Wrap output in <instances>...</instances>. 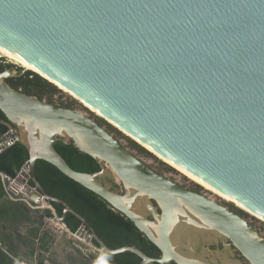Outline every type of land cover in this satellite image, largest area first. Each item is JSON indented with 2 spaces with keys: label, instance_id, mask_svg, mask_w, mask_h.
<instances>
[{
  "label": "water",
  "instance_id": "water-1",
  "mask_svg": "<svg viewBox=\"0 0 264 264\" xmlns=\"http://www.w3.org/2000/svg\"><path fill=\"white\" fill-rule=\"evenodd\" d=\"M0 47L264 221V0H0ZM20 74L0 73V123L28 150L33 199L62 205L59 222L72 213L106 256L130 251L141 264H217L189 243L204 233L229 239L249 264H264V236L247 220L157 173L96 119L5 81ZM57 140L72 141L100 170L72 169ZM37 159L123 214L160 256L107 247L84 217L46 193L34 175ZM108 167L120 190L103 180ZM31 214L41 227L38 253L45 230L59 233Z\"/></svg>",
  "mask_w": 264,
  "mask_h": 264
},
{
  "label": "trees",
  "instance_id": "trees-1",
  "mask_svg": "<svg viewBox=\"0 0 264 264\" xmlns=\"http://www.w3.org/2000/svg\"><path fill=\"white\" fill-rule=\"evenodd\" d=\"M2 68L0 67V70ZM6 82L25 94L37 96L49 103H52L53 96L61 91L56 85L30 70H26L18 77H10ZM0 119L6 120L1 110ZM95 119L103 126L106 123L100 118ZM107 126V130L111 132L108 128L112 126L108 123ZM8 131L7 126L0 123V137ZM129 144L138 151L150 153L131 139ZM54 148L75 171L93 173L100 170L98 162L90 155L81 152L72 141L57 140L54 143ZM28 160L27 148L22 143L15 141L0 153V172L15 177L28 163ZM34 175L47 194L65 201L74 211L84 217L97 236L110 249L128 245L137 247L151 258L160 256L159 249L136 228L133 222L114 210L97 194L64 175L51 163L37 159L34 163ZM29 183L33 185L31 181ZM110 184L112 190H118L117 183L110 181ZM49 204L57 217L63 216V207L60 203L49 202ZM31 211L32 209L26 203L9 199L5 195L0 180V264H43L47 260L43 254L49 253L52 236L47 230L43 232L37 253V239L41 227L38 220L32 216ZM33 211L41 219L53 215L50 209ZM63 223L72 233L77 232L82 226V222L70 212L65 213ZM91 243L99 247L92 239ZM107 262L108 264H141L142 260L133 252L123 251L107 256ZM80 264L101 263L97 257H91L88 262Z\"/></svg>",
  "mask_w": 264,
  "mask_h": 264
},
{
  "label": "rangeland",
  "instance_id": "rangeland-1",
  "mask_svg": "<svg viewBox=\"0 0 264 264\" xmlns=\"http://www.w3.org/2000/svg\"><path fill=\"white\" fill-rule=\"evenodd\" d=\"M0 60H1L0 64L10 65L14 72H16L18 69L22 70L23 72L26 71V69L22 68L20 65L16 64L14 61H12L11 59L2 55L1 53H0ZM57 88L60 89L61 91L53 96V102L52 103H57V104L68 106V107L73 108V109H75V110H77L83 114H86V115H88L94 119L100 118L95 111H93L89 106H87V104H85L84 102H82L81 100H79L78 98L73 96L72 94L66 92L65 90H63L61 88H59L58 86H57ZM44 101H46V100L44 99ZM104 123H105L104 127L107 129V127H108L107 123L108 122L104 120ZM108 129H110L111 133L121 143H123L125 146H127L139 159H141L143 162H145L147 165H149L155 171L160 172V174L166 176L167 178H170L171 180H173V181H175L181 185L198 187L202 193H204L206 196L210 197L211 199L215 200L216 202H220V203L224 202V203H227L228 205L232 206L233 208L237 209V206L234 205L232 202L223 200L220 197L216 196L213 192L206 190L204 187H202L201 185H198L192 179L184 176L178 170H176L175 168H173L172 166H170L169 164H167L166 162H164L163 160L158 158L155 154H153L151 152L150 153H144V152H141V151H138V150L132 148L129 144L131 138L127 134H125V132L123 133L122 131H119L118 129H116L113 126L111 128H108ZM104 176H105V178H108L109 180H111L114 183H117L119 185L117 178L115 177L114 173L110 170L109 167L106 169ZM107 185L109 186L110 184H108V182H107ZM120 189H121V187L119 185L118 190H120ZM240 211L244 214V217L250 223H252L258 230L261 231V234L264 236V221L255 217L252 214H248V212H246V211H243V210H240ZM144 213H146V212L144 211ZM205 234L206 233H204V235ZM195 236H196L195 234H192L190 236L189 243H190L191 247L193 248L195 254H197L201 257H205L203 250H200L198 252L197 249L195 248V246L197 244V238H195ZM81 246L83 248H87V246L83 245L82 243H81ZM225 260L232 262L226 257H225L224 261ZM245 261L246 260H242V261H240V263L244 262L246 264Z\"/></svg>",
  "mask_w": 264,
  "mask_h": 264
},
{
  "label": "built area",
  "instance_id": "built-area-1",
  "mask_svg": "<svg viewBox=\"0 0 264 264\" xmlns=\"http://www.w3.org/2000/svg\"><path fill=\"white\" fill-rule=\"evenodd\" d=\"M16 141L13 133L10 131L4 133L0 137V153L8 146L12 145ZM29 166L28 163L23 166V168L17 173L15 177H10L2 172H0V180L2 182L5 195L14 201H22L26 203L32 210H44L50 209L53 213L51 217L45 218V221H49V225L58 233L65 234L83 245L87 246L88 252L103 256L104 252L99 248L94 246L91 243V238L87 234V231L84 227H80L77 232L72 233L68 230L66 225L63 222L58 221V217L55 215L51 205L44 201L43 196L36 201L32 196L38 191L33 185H31L30 178L28 175ZM54 218V219H52Z\"/></svg>",
  "mask_w": 264,
  "mask_h": 264
},
{
  "label": "flooded vegetation",
  "instance_id": "flooded-vegetation-1",
  "mask_svg": "<svg viewBox=\"0 0 264 264\" xmlns=\"http://www.w3.org/2000/svg\"><path fill=\"white\" fill-rule=\"evenodd\" d=\"M0 63H1V60H0ZM0 67H3L2 70H0V73L6 69L11 68L10 65H6V64L5 65L0 64ZM18 70H20V69H18ZM22 74H24L23 71H22ZM22 74H20V75H22ZM20 75H18V76H20ZM18 76L10 75L9 77H7L5 79V81L10 77H18ZM156 172L160 174V172H158V171H156ZM103 180L106 183L108 182V184H110L111 180H109L108 178L103 177ZM109 186L111 187V184ZM182 186H184L185 188H187L193 192L199 193L201 195H205L204 193H202L200 191V189L198 187L185 186V185H182ZM217 203L223 205L224 207H227V208L233 210L234 212L239 214L241 217H243L245 220H247L244 217V214L239 209L233 208L232 206H230L224 202H221V203L217 202ZM147 215L150 217L149 214H147ZM250 224L257 231H259L261 233V231L258 230L252 223H250ZM195 235H196L195 238H197V244H196L195 248L197 249L198 252L200 250H203V253L205 254L204 255L205 257H203L204 260L211 262V263H217L218 264V263L226 262V260L224 261V259L226 257L235 264H245L244 262L240 263V261L246 260V259L244 257H242V255L239 253V251L235 247H233V245L231 244L229 239H227L225 237H224V239H220L217 236H215L213 233H206L205 235L203 234L204 236L200 235V234H195ZM245 262H246V264H249L247 260Z\"/></svg>",
  "mask_w": 264,
  "mask_h": 264
},
{
  "label": "crops",
  "instance_id": "crops-1",
  "mask_svg": "<svg viewBox=\"0 0 264 264\" xmlns=\"http://www.w3.org/2000/svg\"><path fill=\"white\" fill-rule=\"evenodd\" d=\"M50 234L52 241L49 245V253L43 254V257L47 258L43 264H73L74 262L80 264L88 262L91 257H97L101 264H108L105 254L103 256L94 255L88 252V248H83L80 242L65 234L59 233L57 236Z\"/></svg>",
  "mask_w": 264,
  "mask_h": 264
},
{
  "label": "bare ground",
  "instance_id": "bare-ground-1",
  "mask_svg": "<svg viewBox=\"0 0 264 264\" xmlns=\"http://www.w3.org/2000/svg\"><path fill=\"white\" fill-rule=\"evenodd\" d=\"M0 53L4 56H6L7 58L11 59L12 61H14L16 64L20 65L22 68L26 69V70H32L33 72H37L39 73L33 66H31L30 64H28L27 62H25L24 60H22L21 58H19L18 56H16L14 53L9 52L7 50H5L4 48L0 47ZM40 74V73H39ZM42 75V74H41ZM58 87H60L58 85ZM61 88V87H60ZM65 90V89H63ZM69 93V92H68ZM71 94V93H70ZM74 96V95H73ZM80 100V99H79ZM88 106V105H87ZM91 108V107H90ZM92 109V108H91ZM93 110V109H92ZM95 111V110H93ZM96 112V111H95ZM97 113V112H96ZM98 114V113H97ZM99 115V114H98ZM127 134V133H126ZM154 154L160 158L161 160H163L164 162H166L167 164H169L170 166H172L173 168H175L176 170H178L180 173H182L184 176L192 179L194 182H196L198 185H201L202 187H204L206 190L213 192L216 196L220 197L223 200L232 202L234 205L237 206V208L242 209L243 211L248 212V214H252L255 217L263 220L262 218H260L259 216L253 214L251 211L247 210L246 208H244L243 206L237 204L236 202L232 201L231 199L225 197L224 195L220 194L219 192L215 191L214 189L210 188L209 186L205 185L204 183H202L201 181L197 180L196 178L192 177L191 175L187 174L186 172L182 171L181 169H179L178 167H176L175 165L171 164L170 162H168L167 160H165L164 158H162L161 156H159L157 153L154 152Z\"/></svg>",
  "mask_w": 264,
  "mask_h": 264
}]
</instances>
